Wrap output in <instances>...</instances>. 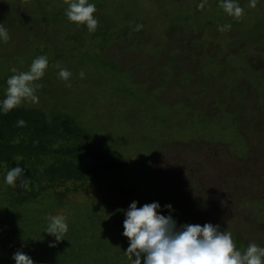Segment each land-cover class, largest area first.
Masks as SVG:
<instances>
[{"label": "rangeland", "instance_id": "374dc122", "mask_svg": "<svg viewBox=\"0 0 264 264\" xmlns=\"http://www.w3.org/2000/svg\"><path fill=\"white\" fill-rule=\"evenodd\" d=\"M90 2L94 33L61 19L65 0H0L10 35L0 43V96L11 68L27 71L46 56L38 102L20 106L48 118L68 115L88 134L80 145L124 164L100 180L55 183L16 212L0 206L12 254L60 264L49 247L54 237L39 221L45 213L47 226L59 214L68 223L56 244L62 264H129L121 210L133 201L171 204L161 214L178 226L219 224L241 251L249 243L264 247V0L255 8L238 0L239 19L218 0L203 10L201 0ZM224 24L230 30L218 31ZM57 64L72 73L69 81L59 78ZM7 188L0 182V192ZM30 226L41 234L29 230L25 248L18 242Z\"/></svg>", "mask_w": 264, "mask_h": 264}, {"label": "clouds", "instance_id": "9594fccd", "mask_svg": "<svg viewBox=\"0 0 264 264\" xmlns=\"http://www.w3.org/2000/svg\"><path fill=\"white\" fill-rule=\"evenodd\" d=\"M67 7L65 16L70 23L86 26L89 33H94L98 26L95 18L96 5L90 0H65ZM207 0L197 4V10L205 9ZM257 0H249L248 7L255 8ZM218 7L228 16L239 19L244 14V9L238 0H218ZM142 25L137 24L134 31H140ZM230 24L218 26V31L230 30ZM10 39L8 29L0 23V43ZM48 58L44 55L34 58L27 71H18L11 68L6 81L4 98L0 99V114H7L22 102L37 103L39 97L37 90L41 87L37 81L41 80L48 68ZM59 68L58 76L67 82L72 73L66 68ZM84 78V72L79 73ZM70 86V85H69ZM25 121H17L18 127L25 126ZM25 168L18 165L6 172L3 182L11 187L28 190L29 180L25 176ZM172 212L171 204L161 208L159 202L145 203L138 207V202L130 203L124 214L122 236L128 240L124 250L129 264H264V247L256 243H249L241 251L236 247L232 234L221 231L219 224L204 223L183 224L178 226L172 215H163L162 211ZM44 233L54 237L49 247H55L68 232L67 218L63 215H50ZM11 259L14 264H34L32 258L16 251Z\"/></svg>", "mask_w": 264, "mask_h": 264}, {"label": "trees", "instance_id": "16d2710c", "mask_svg": "<svg viewBox=\"0 0 264 264\" xmlns=\"http://www.w3.org/2000/svg\"><path fill=\"white\" fill-rule=\"evenodd\" d=\"M65 9L66 6H62L61 11L58 12L63 20ZM3 98L4 95H1L0 99ZM20 119L26 122L25 126H17V121ZM87 136L85 130L63 113H55L48 118L38 109L19 106L7 114H0V182L4 183V175L12 167H16L18 162L20 167L26 166L25 176L29 180L28 190L19 187L18 180L17 187L9 186L0 192L1 208L6 211L5 207H10L11 209L7 211L16 212V209L31 204L43 193L50 191L55 183L56 185L64 182L84 184L118 174L124 168V164L114 160L110 153L96 152L85 144H79ZM11 188L13 190H10ZM51 196L56 197V195ZM45 216V213L41 214L40 219L43 221L39 220L43 223L42 227H46ZM4 222V217L0 216V264H14L11 259L13 247L2 233L6 228ZM29 230L37 232L31 226L21 230L22 234L25 232L27 240L22 241L24 236L21 235L19 245L23 247L31 245ZM42 237L44 236H40ZM58 246L50 249L55 253L53 255L62 258L59 261L62 264L66 258L60 254ZM49 251L47 249L46 252L39 254L42 258H47ZM34 254L38 255V252ZM68 259H72L71 255Z\"/></svg>", "mask_w": 264, "mask_h": 264}]
</instances>
